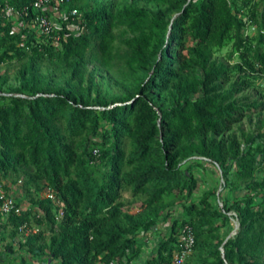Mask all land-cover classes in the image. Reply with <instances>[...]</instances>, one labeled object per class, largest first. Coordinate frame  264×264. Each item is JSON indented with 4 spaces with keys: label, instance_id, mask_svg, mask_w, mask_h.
<instances>
[{
    "label": "trees",
    "instance_id": "obj_1",
    "mask_svg": "<svg viewBox=\"0 0 264 264\" xmlns=\"http://www.w3.org/2000/svg\"><path fill=\"white\" fill-rule=\"evenodd\" d=\"M32 1L0 0V67L21 66L13 91L0 72V182L21 181L30 202L0 211L9 251L24 236L18 250L31 264H133L153 233L144 264H158L172 260L189 224L195 244L182 264H264V118L257 134H229L248 107L218 83L238 73L243 88L256 87L264 76V0H80L79 15L47 39L33 29ZM9 5L31 7L19 31L3 14ZM229 45L239 60L213 61ZM119 61L123 92L94 96L89 64ZM210 165L233 197H193L196 169Z\"/></svg>",
    "mask_w": 264,
    "mask_h": 264
},
{
    "label": "rangeland",
    "instance_id": "obj_2",
    "mask_svg": "<svg viewBox=\"0 0 264 264\" xmlns=\"http://www.w3.org/2000/svg\"><path fill=\"white\" fill-rule=\"evenodd\" d=\"M116 3L122 7L124 5L128 4H137L140 6H148L152 7L150 3H147L144 0H115ZM80 0H73L69 2L67 5L60 7L58 10L59 12L65 9L66 11H69L71 8H78L80 9ZM3 12L4 16L5 14L9 17L10 20L15 21L16 27L15 29L19 31V27L22 25H28V23L22 18V15L20 11L12 6H7L6 9ZM3 22H5L3 20ZM62 22L57 20V29L61 28ZM72 29H76L74 24L69 25ZM33 29L36 33V35L39 38H46V35L42 34L41 31L38 29V27L33 26ZM255 28H248L247 32L249 33H255ZM119 38L121 37L120 34H118ZM232 50V46L229 45L222 49L221 51H218L213 56V61L215 62H224L227 65H232L236 61L239 60L238 56H234L233 59L229 57V53ZM124 49H122V52ZM125 64L124 62L119 61L112 69L108 70L105 67L101 66L97 62H91L89 64V69L94 73L95 81L97 82V89L93 91V95L95 96L98 93L101 94H112V95H118L123 92L124 87L120 83L121 80H119L121 76V70L124 68ZM45 69V68H43ZM21 66L18 61H14L9 64H3L0 67L1 73H7L10 77L8 83L5 85V90L7 91H13L18 85L19 81L17 80V75L20 73ZM49 79L52 83H57L59 89H64L65 85L64 83L60 82V79L58 76H56L55 73L51 72L48 73ZM240 76L238 73L231 76V79L229 81H222L220 80L218 83L223 87V89H227L230 87H235V99H237V102L240 104H244L248 107L246 114L237 122L233 123L232 128L228 131L229 134L233 136H237L241 139H245V134L247 133H259L261 130L259 129L260 120L264 118V76H262L260 79H258L257 86L256 87H249V88H243V84L241 82ZM163 98V97H162ZM197 175L199 176L200 181V189L193 195L195 199H199L202 196L203 189H214L218 190L219 193L222 195L226 194L229 195V197H233L237 191L226 189L222 185V175L220 173L219 169L214 168L213 166H209L206 168L199 167L196 169ZM260 177H264V172L260 174ZM7 187V188H6ZM0 192L2 194L12 196L16 200H18L23 208H27L30 206L29 197L25 190V188L22 186V182L19 181L18 183L13 181L12 176L3 177L0 182ZM43 196L48 195L47 191H44L42 193ZM125 199L132 201L130 194L127 192L125 194ZM137 203H131V207L133 208V212L137 211ZM174 211V215H180L182 212V203H178L176 207L172 209ZM170 222L169 221H163L160 223V234L162 235L166 229L169 227ZM236 230V229H235ZM233 230V231H235ZM233 231L231 234H233ZM29 230L26 231V236L28 235ZM19 240H24V236H21L18 238ZM13 241L14 243V249L17 251L16 254H13L9 251L7 244L11 239L7 240H0V264H9V263H15V264H21V258L22 255L25 256V259L28 261L29 264L33 263L31 261V256L26 253L25 250H18L19 244L18 241ZM141 243L143 245V253L141 256H139L135 264H144L146 259L149 257V255L155 250V235H147L143 236ZM38 261L35 262V264Z\"/></svg>",
    "mask_w": 264,
    "mask_h": 264
},
{
    "label": "built area",
    "instance_id": "obj_3",
    "mask_svg": "<svg viewBox=\"0 0 264 264\" xmlns=\"http://www.w3.org/2000/svg\"><path fill=\"white\" fill-rule=\"evenodd\" d=\"M73 0H33L32 10L35 13L33 18V25L38 27L42 34L51 36L57 29V20L60 22L67 21L72 18L75 19L79 15L78 8H71L69 11L63 9L58 11L60 7L67 5ZM29 6H26L23 10V15L27 16L30 13ZM56 42L59 41L60 36L55 34ZM51 197L54 195L51 193ZM15 210L20 211V208L16 206L15 198L5 194L1 195L0 211L4 214H8ZM236 232L233 231V234ZM195 244V234L193 227L189 224L185 225L182 229L180 248L177 250L171 261L159 262L158 264H182L188 255L192 252Z\"/></svg>",
    "mask_w": 264,
    "mask_h": 264
},
{
    "label": "crops",
    "instance_id": "obj_4",
    "mask_svg": "<svg viewBox=\"0 0 264 264\" xmlns=\"http://www.w3.org/2000/svg\"><path fill=\"white\" fill-rule=\"evenodd\" d=\"M151 235H153V233H152ZM135 261H136V260H135ZM135 261H134V262H135ZM134 262H133V264H135Z\"/></svg>",
    "mask_w": 264,
    "mask_h": 264
},
{
    "label": "water",
    "instance_id": "obj_5",
    "mask_svg": "<svg viewBox=\"0 0 264 264\" xmlns=\"http://www.w3.org/2000/svg\"><path fill=\"white\" fill-rule=\"evenodd\" d=\"M238 225H239V224L237 223V227H238Z\"/></svg>",
    "mask_w": 264,
    "mask_h": 264
}]
</instances>
